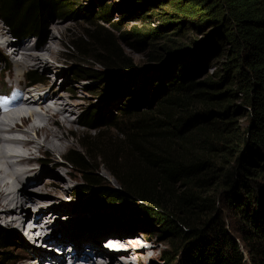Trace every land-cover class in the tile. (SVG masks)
<instances>
[{"label":"trees","instance_id":"1","mask_svg":"<svg viewBox=\"0 0 264 264\" xmlns=\"http://www.w3.org/2000/svg\"><path fill=\"white\" fill-rule=\"evenodd\" d=\"M119 8L123 18L130 17V9L136 15L160 11V27L121 37L133 44L207 30L212 55L226 59L209 75L199 70L200 47L164 44L152 65L139 72L123 59L114 39L96 33L78 39L79 55L91 52L90 60L101 69L79 70L76 76L107 80L105 99L140 75L136 90L123 88L127 103L115 115L90 107L80 116L79 126L93 136L83 133L79 150L63 156L84 182L75 196L95 210L86 213L96 219L79 228L90 232L107 225L118 235L137 230L155 235L169 242L165 264L174 263L175 252L178 264H264V0H124ZM109 15L103 0H0V21L10 37L35 38L37 49L59 19L80 16L88 23ZM25 80L42 81L31 73ZM86 92L97 90L91 86ZM121 117L130 122L125 125ZM242 117L248 119L245 129L236 122ZM108 129L114 136L98 145ZM100 169L115 187L101 185L91 173ZM107 207L128 212L106 221L99 213ZM14 246L36 250L0 226V264L13 262Z\"/></svg>","mask_w":264,"mask_h":264},{"label":"rangeland","instance_id":"2","mask_svg":"<svg viewBox=\"0 0 264 264\" xmlns=\"http://www.w3.org/2000/svg\"><path fill=\"white\" fill-rule=\"evenodd\" d=\"M80 3L83 2L85 3L88 0H78ZM85 1V2H84ZM124 0H103V3L106 5L107 9H110V15L108 19H103L101 17L97 18L95 21L88 22L84 20V17L77 18L76 20H67V19H59L55 21L53 24L50 25L48 28V34H47V39L45 44L40 48L37 49L36 47H33L31 44V41L29 40H14L10 37V34L7 32L6 27L1 23L0 21V28L2 29V32L4 36H1V40L4 43L11 42L13 44H23L25 47L30 48L33 53H39L42 52L46 48L47 42L50 43L51 48L53 49L54 53L58 54V64L52 61L51 59H48L50 62V73L46 74L44 73L41 69L35 70V69H23V70H18V68L15 67V62L18 61L19 56L16 57L15 59L8 57L7 51H4L2 49V45L0 44V53L3 58V63L0 64V78H1V85H0V93H5L7 91V88L11 84H18L20 86H23L25 83V76L28 73H31V75L35 76L39 80H43V77L49 76L46 78L47 81H41L43 83L42 87H38L37 89H46L50 85H54V89L60 90L62 87V84L64 82H67L68 86V92L72 93L74 92L76 95V98L70 102L74 103L75 106L77 107L75 113L71 116V133L68 137V142L73 143V147L68 149L64 155H58L54 152H36L35 153V158H39V163L33 162L31 165L33 167L37 168V172L39 171V175L42 176L46 172H51V174L55 175V178H59L63 180V183H66L69 188H67L63 193V195L59 196L57 200H55V208L65 211L64 215L61 214L58 216L61 218L59 222L61 224L65 223L66 221L64 220L65 217H71L73 219L78 220L79 225H83L86 223H91L96 217L87 214L88 211L92 212L95 210H92L90 208H87L85 205V199L84 197H79L75 196L74 190L76 187L82 185L84 182L82 181V176L79 171H77L75 168H70L68 165H61L62 168H58L57 170L52 168L53 165L61 161V158L66 155L68 151L79 150V143L81 141V136L83 133H87L89 136H93L92 132H88L86 129L83 127L79 126V118L82 114H84L88 108L90 107H96L99 108L103 111H109L113 115L117 113V107L122 106L123 104L125 105L127 102L126 100L128 99L127 97H124V89L129 88V90H136L138 86L140 85L139 79L140 75L138 76L135 75L131 80H125L126 85L125 88H121V91L116 94L115 96H110L111 98L105 99V94L102 93L101 91L105 88H107V85H109V82L107 80H96V79H86L84 81L79 80L78 77L76 76V73L79 70H95V69H101L99 65H96L92 60H90L93 55L91 52L86 51L84 53H81L79 55V51L77 50L75 43L78 41V39H83L85 40V35L87 34H94L98 37L101 38H107L110 37V39H114L116 41V45L119 47V49L122 52V57L125 61H130L134 68L137 71H142L149 65H152V59L156 56L159 55L160 53V48L162 45L167 44L170 46H173V48H180V49H192L195 50L196 47H200L201 50V65L199 70L204 71L205 69L208 71L209 75L214 72V68L219 70L221 67V63L225 62L226 57L224 55H212V49L208 45L207 40L210 36V31L207 30H191V31H181L175 36H169L165 37L163 39H156L152 42V44H133V39H126V38H121L122 36H126L127 34H131L133 31H140V32H145L150 28L153 27H160L162 25V19L158 18L160 11H153L151 14H148V12H143L139 13V15H136L137 13L134 14L133 10L130 9V17L129 18H123L122 13L120 12V5H122ZM169 8L165 7L163 11H168ZM162 12V11H161ZM144 15H150L149 18L144 17ZM3 44V43H2ZM164 47H166L164 45ZM164 62V60H163ZM163 62L159 63H153L155 65H159L160 63L162 64ZM167 63H171L170 61H167ZM209 67H212L213 69H209ZM5 68V70H4ZM209 69V70H208ZM19 71V72H18ZM62 73H58V72ZM136 72V71H135ZM19 76V77H18ZM113 78L110 79V82L113 83L114 81ZM93 86L97 92L95 93H87L86 91ZM64 95H68V93L63 92ZM102 94L103 96H100ZM126 95V94H125ZM37 111H39L37 109ZM40 112V111H39ZM41 113V112H40ZM41 115V114H40ZM119 115V114H118ZM28 116V114H27ZM120 117V115L118 116ZM120 119V118H119ZM131 118L128 117H121L122 122L127 125V123L130 122ZM238 123V128L239 129H245V127L248 124V119L245 117L238 118L236 120ZM7 125V127H11L10 125ZM55 128V126L53 127ZM25 130H28L24 128ZM69 129L65 130V133H68ZM29 132V131H28ZM30 133V132H29ZM115 132L113 130H105L104 133H102V140L99 139L97 141L98 145H100L103 142H106V140L109 137H113ZM36 135V134H35ZM30 138L33 139L35 142L41 143L36 136L33 135V133L29 134ZM18 138H22L21 135L18 136ZM48 158H50L48 160ZM47 161V162H46ZM91 173L98 177V181L101 183V185H107L109 184L112 187L116 186L115 181L109 176V174L104 170L100 169L97 173L94 171H91ZM33 176V175H32ZM32 176L28 178V180L32 179ZM51 178V177H50ZM46 179V178H45ZM26 184H23L25 187V191L29 195H36V191H40L38 189L33 190L36 186L38 187L41 183H35V182H30L25 181ZM40 187V186H39ZM19 188H21L19 186ZM10 191L16 192V188L14 183L10 182V187L8 188ZM33 190V191H32ZM48 201H54V199L49 198L47 199ZM28 203H24L23 206V211H28L30 212V208ZM105 211L100 212L101 217H105L104 219L109 220V219H120L121 216L125 215L128 211V209H123V208H105ZM32 210L31 209V216L34 217L35 213L32 215ZM42 212L45 213V215H49L50 212L48 210H43ZM87 212V213H86ZM71 215V216H70ZM124 217V216H123ZM46 220H49V217L46 218ZM141 221H145L144 219H141ZM52 223H54V220H51ZM105 220H102V223L106 222ZM45 222V221H44ZM32 223V222H31ZM30 225V224H29ZM53 225V224H52ZM56 225V224H54ZM0 226L9 230H13L21 235L23 240L26 241V238L24 237V234H22L21 231L18 229L6 226V223L0 219ZM81 227V226H79ZM106 228L107 226H103ZM145 227H147L145 225ZM144 228V227H143ZM100 229V228H99ZM110 229V228H108ZM98 230V229H96ZM94 230V231H96ZM102 230V227L99 231ZM93 231V232H94ZM137 232L140 234V232ZM83 233H87L86 231ZM62 235H68L65 231L61 233ZM104 234V232H103ZM144 236H146L144 234ZM148 237V236H147ZM65 238V237H63ZM127 238V237H125ZM150 240L153 242L152 246L151 245H145L144 241H139L141 242L142 246H146L145 250H148V253L150 255V260L147 263L141 262H134L133 264H165L164 263V252H169L171 251L169 248V242L166 240H162L161 238L156 237L155 235H151ZM62 240V239H61ZM128 240V239H125ZM27 242V241H26ZM28 243V242H27ZM52 243L50 245L53 246V242H48ZM149 243V242H148ZM29 244V243H28ZM30 245V244H29ZM105 247V244H101V249L105 250L102 247ZM38 249L37 247H35ZM95 248L99 249L96 245ZM27 251V252H26ZM106 251V250H105ZM30 249H25L21 248L19 246H14L11 248V253L14 256V260L11 264H27L26 262H30L32 260L30 256ZM174 252V250L172 251ZM38 254L37 251H35V254ZM53 254H56V252H52ZM41 255V254H40ZM38 256V255H35ZM33 256V257H35ZM23 257H28V259L23 262L22 258ZM173 257H175V261L173 264H178L179 256L177 257V252L174 253ZM56 259H63V257H56ZM35 261V260H34ZM33 264V263H32Z\"/></svg>","mask_w":264,"mask_h":264},{"label":"bare ground","instance_id":"3","mask_svg":"<svg viewBox=\"0 0 264 264\" xmlns=\"http://www.w3.org/2000/svg\"><path fill=\"white\" fill-rule=\"evenodd\" d=\"M0 36H4L1 28ZM6 46L8 57L13 59L18 56L20 57L18 61H14L15 67L18 70L28 68L41 69L44 73L49 74L51 69L49 68L50 62L47 58L58 64V54L54 53L49 42H47L46 48L39 53H33L29 50L30 48L27 49L23 44L18 45L7 42ZM47 77L49 76L43 77V80L47 81ZM54 86L55 84L50 85L46 89L39 90H45V94L37 100L34 99V96L25 98L23 102L26 107L24 109L17 111L7 121H0V219L6 223V226L21 231L24 236L33 235L38 230V227H34L35 222H43V225L40 227L41 230H44L43 241L47 247L52 244L48 242H53L54 245L51 247L57 250V256L37 251L38 254L36 253L35 255L38 256L33 255L35 256L33 257L30 255L32 258L30 262L33 264H36L38 259H43L44 256V261L37 264L54 261L57 264H66L67 260L69 264H133V260L134 262L141 260V262L147 263L151 257L148 250H145L144 247L141 249V242L135 240L139 236L137 232L126 233L127 235L125 236H123L124 234L109 233L115 230L108 229L110 226L106 225L107 227H102L101 231H99L100 228L96 231L93 230L94 232L83 233L84 231H81L76 219L65 217L66 224L59 222L61 218L58 216L68 214L55 208L54 202L59 196L64 194L63 192L69 186L63 183V180L55 178V175L51 174L50 171L40 176L39 171H36L37 168L31 165L33 162L39 163V158H35L36 152H54L62 156L68 149L73 147V143L68 142V137L71 133V116L75 113L77 107L70 101L74 100L76 95L74 92H68L67 82L62 84L60 90L54 89ZM32 92H35V89L30 93ZM63 92L68 93V95H64ZM22 114H28V125L25 127L28 130L32 129L41 143L31 139L28 130L13 126L7 127L5 125ZM34 117L39 119L38 123H31L30 119ZM8 125L10 124L8 123ZM54 126L55 128H53ZM66 129H69L68 133H65ZM19 135L22 138H18ZM13 146H17L18 149H13ZM11 156L19 157V159L11 162L3 160L5 157ZM60 163L61 161L56 162L52 168L56 170L62 168V164L60 165ZM31 176L32 179L28 180ZM5 177L12 179V184L14 183L16 190L18 189L16 192L8 189L10 182L4 181ZM26 180L28 183L42 182L39 185L40 187L36 186L33 189L40 190L34 192L36 195L26 193V186L24 187L23 185L26 184ZM49 198L54 199V201H48L47 199ZM24 203L29 204L28 208H30V212L29 209L28 211H23ZM31 209L34 210L32 211V215L35 213L34 217L31 216ZM43 210H48L50 214L46 216L42 212ZM47 217H49L48 221L46 220ZM51 220L55 222L52 223ZM63 231L68 235H62ZM34 240L39 241L40 236ZM126 242H130L135 248H140L139 251H136L138 253H136L134 259H130V255L125 253L124 243ZM101 244H105V247L103 246L102 248L106 251L95 248V245L101 246ZM56 257H63V259L55 260ZM27 259L28 257L22 258L23 262Z\"/></svg>","mask_w":264,"mask_h":264},{"label":"water","instance_id":"4","mask_svg":"<svg viewBox=\"0 0 264 264\" xmlns=\"http://www.w3.org/2000/svg\"><path fill=\"white\" fill-rule=\"evenodd\" d=\"M172 59H174V58H172ZM203 75V74H202Z\"/></svg>","mask_w":264,"mask_h":264}]
</instances>
